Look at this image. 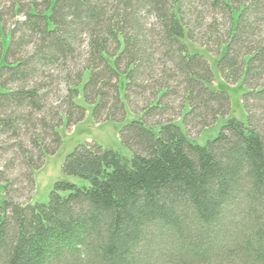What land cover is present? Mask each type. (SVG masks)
Here are the masks:
<instances>
[{"label":"trees","instance_id":"1","mask_svg":"<svg viewBox=\"0 0 264 264\" xmlns=\"http://www.w3.org/2000/svg\"><path fill=\"white\" fill-rule=\"evenodd\" d=\"M200 4L221 10L225 32L206 22ZM8 5L24 19L6 31L0 10V136L25 129L38 147L34 156L18 144L28 182L38 158L50 154L44 138L56 140L58 151L57 130L86 117L80 95L96 122H125L129 112L136 118L120 129L129 155L96 142L76 145L62 170L88 184L57 181L47 202L14 200L0 170V264H264V81L254 83L264 79V0ZM197 26L216 48L224 83L244 87L246 122L230 117V95L213 88L210 61L190 50L195 43L212 53ZM50 90L64 113L57 106L51 116ZM47 116L57 121L51 126ZM220 118L227 120L205 144L190 137L189 127L202 132ZM36 125L49 135H36Z\"/></svg>","mask_w":264,"mask_h":264},{"label":"rangeland","instance_id":"2","mask_svg":"<svg viewBox=\"0 0 264 264\" xmlns=\"http://www.w3.org/2000/svg\"><path fill=\"white\" fill-rule=\"evenodd\" d=\"M55 1V0H52ZM199 5L198 8L202 9ZM213 9V10H212ZM0 10L4 11L5 15V22L3 20V23L5 25L6 31L9 29H12V25L14 24L15 20H23L24 16L23 14H15V16L11 15L9 12V5L8 0H0ZM205 12V20L208 23H219L222 28V32H225V29L228 28V21L222 14L220 13L221 10L219 8L214 9V7H208L206 9H202ZM215 15L214 18H212ZM207 18V19H206ZM215 19V21H214ZM214 21V22H213ZM198 33L197 39L200 40L202 38V27H195ZM202 43L208 47V49H211L212 53H208L206 50L201 48L199 45L195 43H191L190 50L192 52L200 53L204 55L209 61L210 66L215 74V80L212 83L213 88L225 90L230 95L231 100V116H235L236 118L240 119L243 122L247 121V113L242 105V94L244 92V87L236 86L235 83H228V85L225 82V80L221 77L218 66H217V59L215 58V46L208 45V40L206 41L205 38H202ZM3 43L4 48L7 47L9 44V38L5 35L3 37ZM208 43V44H206ZM32 48V45H29L28 50ZM264 79L261 80V82L258 80L254 82L255 84L260 85L263 83ZM222 84H224L222 86ZM61 93H65L66 91V83L64 79L61 80V82L58 83ZM52 90H50L51 92ZM179 91V89L177 90ZM122 96H123V89L121 90ZM49 103H50V114L53 115V112L51 109L54 107L59 106L60 99L56 96L55 91L51 92L49 95ZM136 97V96H135ZM136 99V98H135ZM174 101V105L176 107L175 117L173 120L179 121L181 118V114L177 115V109L179 106V99H180V91L175 95L173 98H171ZM79 103L84 104L87 108V114L86 117L78 122H73L72 124H69L67 126L63 125L62 119L60 120L59 124L55 125L57 127L61 126L57 131L61 137L62 140V146L59 148L58 151H56L55 147L59 146V143L56 142V140H48V137L44 138L43 142L47 144L46 148L44 150L50 151V154H45L44 161L43 156L41 155V158H38V165L35 167L38 169L34 172V182L33 178H30V182H28L23 175L28 173L26 171H29V174L31 175V169H27L25 165H23V158L21 157L22 151L20 148H18V144L20 143V147H24L23 149L30 150L34 156L37 155V146H34L33 140L31 138H28V136L25 133V129L22 130L24 132L21 135H17L16 137L10 136V135H1L0 136V170L2 173H5V178L1 180V183L5 182H11L13 188L11 190V193L13 195L14 200H16L19 203L27 204V203H34V202H47L50 198V193L54 189V184L57 181H68L71 183H75L77 185H87L88 181L83 180L76 176H69L66 175L63 170L62 166L64 163L65 158L67 155L73 151L76 145L80 143L89 142L90 144H94V142L98 143L100 146H102L103 149H113L117 151H121L126 155L130 154V151L123 146L120 138V129L122 126L134 118H136L131 112L128 113L127 120L125 122H116V121H106L103 122V118L100 119L98 122L95 121L93 114H92V106L88 105L84 102L82 96L80 95L77 99ZM133 101V100H132ZM136 103H134V108L141 112L142 106L144 107V104L139 102L137 99L135 100ZM252 103V102H251ZM138 106V107H137ZM58 113H64V107L59 106L57 107ZM74 116L76 117L78 114V111L75 110ZM260 117H262V111L258 113ZM49 115V114H48ZM50 116V115H49ZM46 119H50L48 116ZM227 118H220L219 121L216 123L214 128L202 130V132L199 130V128H190L189 127V134L191 138L198 139L197 142L199 144H205L209 139L214 138L221 127L226 122ZM50 121V125L52 126L53 121H57V116L54 117V120ZM49 121L46 123L49 125ZM54 126V127H55ZM53 127V129H54ZM43 127L41 125H36L34 127V132H36V135H49V130H43ZM36 129V130H35ZM30 131V130H28ZM33 131V130H32ZM29 134V133H28ZM42 137V136H41ZM51 141V142H50ZM43 149V148H42ZM41 149V150H42ZM53 153V154H52ZM0 183V204L2 203L3 199L5 198V188L3 184Z\"/></svg>","mask_w":264,"mask_h":264},{"label":"bare ground","instance_id":"3","mask_svg":"<svg viewBox=\"0 0 264 264\" xmlns=\"http://www.w3.org/2000/svg\"><path fill=\"white\" fill-rule=\"evenodd\" d=\"M186 116V115H185Z\"/></svg>","mask_w":264,"mask_h":264}]
</instances>
